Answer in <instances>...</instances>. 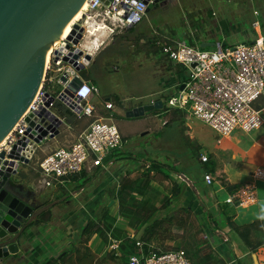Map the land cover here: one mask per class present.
Instances as JSON below:
<instances>
[{
    "label": "built area",
    "instance_id": "obj_1",
    "mask_svg": "<svg viewBox=\"0 0 264 264\" xmlns=\"http://www.w3.org/2000/svg\"><path fill=\"white\" fill-rule=\"evenodd\" d=\"M149 1L154 0H85L81 15L54 42L44 64L40 89H36L30 103L0 144V150L5 152L2 160H7L0 164L4 170L11 171L14 164H17V170L20 163H30L39 142L60 134L63 125H70L72 121L65 110L70 111L73 119L92 117V120L72 141L52 148L39 159V181L46 187L55 186L65 177L81 172L86 165L107 167L113 163L112 151L122 148L126 140L113 121L96 116L90 99L98 90L82 78L77 66L84 63L90 47H98L114 33L141 21ZM74 23L82 28L76 43L73 41L75 33H70ZM156 43L170 61L185 69V76L177 83L178 89L167 95L164 108L185 109L206 123L216 133L218 142L236 128L249 131L264 123L260 109L253 105L264 93L263 37L211 48L188 43L185 39L157 38ZM79 51L81 53L74 57ZM75 77L81 83L72 91L68 86ZM180 84H183L182 88ZM111 105L110 102L105 104L107 108ZM27 115L34 120L33 125L25 120ZM41 128L47 132L36 141L34 137ZM55 129L57 133H54ZM25 138L27 142L22 146L21 140ZM11 150H18L19 158L7 156ZM106 154L108 157L103 160ZM200 159L208 158L201 154ZM251 174L253 180L239 183L227 201L241 206L256 200L254 179L264 178V167L257 166ZM203 179L208 184L212 182L209 173H205ZM111 240L114 243L110 247L115 248L117 241ZM135 243L140 251L130 253L122 264H191L183 248L147 245L145 250L143 240L136 239Z\"/></svg>",
    "mask_w": 264,
    "mask_h": 264
},
{
    "label": "rangeland",
    "instance_id": "obj_2",
    "mask_svg": "<svg viewBox=\"0 0 264 264\" xmlns=\"http://www.w3.org/2000/svg\"><path fill=\"white\" fill-rule=\"evenodd\" d=\"M194 2L197 8H194L192 5L193 0H176L174 2L158 0L156 5L153 4L146 11L141 21L131 28L123 30L122 33H117V35L113 36V39H110L103 46L104 49L95 57L94 63H89L80 70L82 77H84V71L87 70L89 78L96 84L99 96L96 97L95 95V99L104 100L110 97L114 102L112 120L116 123L120 133L126 137L125 147L112 151L114 157L120 152L117 160L127 159V157H131V162L157 159L162 162L167 161L170 164L175 163L176 169H179L183 174H190L193 168L199 167V164L192 153V144H186L185 137H187V131L183 130L181 121L183 119L185 122H188V120L194 121L204 128V131L208 133L207 136L212 141L215 140V132L206 123L195 118L185 109L172 108L165 110L164 106H162L156 110L146 111L143 115L139 116L125 115V108L129 109L138 104L151 103L158 99L165 104L167 95L176 91L179 87L176 82V76L181 72L182 76L184 75L185 69L181 65L174 66L176 64L169 60L174 64L173 68H169L167 61H163V58H165L164 54L155 43L157 38L174 36L191 39L194 44L198 45L203 40L213 43L212 45L202 47H217L223 42H225V45H232L242 38L243 28L247 30L252 29L251 21L253 18H257L263 22L262 28L264 33L263 0H213L214 6L212 8L208 4L211 0H194ZM254 10L258 14H254ZM140 36L143 37L142 41L144 42L142 43L138 41ZM140 44L144 45H141L140 48ZM142 46H145V48H142ZM172 82L176 83L171 84ZM253 105L260 109L264 118V93L253 102ZM97 112L96 116L98 114L103 116L108 114L103 111L99 112V110ZM185 113L188 114L185 116ZM171 116L174 117L171 118L169 123H165ZM88 120L89 118L84 117L77 124H73L66 129L62 126L64 128L63 132L55 134L49 140L39 142L35 157L28 163L30 166L20 163L17 173L13 177L19 179L25 178L27 181H30L32 179V167H36L39 159L52 148L59 146L58 140L62 139L64 142H67V140L72 141L78 135L82 125L88 122ZM262 129H264V125L259 128V130ZM204 146L210 145L204 143L202 147H199V150H203ZM139 165L143 167L142 163H139ZM139 171L141 170L139 169L137 172ZM91 172H86L90 176L88 177L89 181L93 179V169ZM97 183L96 181L88 183L86 192L96 187ZM117 184L118 182L111 185L109 189L107 188L105 195H103L104 197L101 199L95 196L91 199L88 197L89 199H86L81 208L76 205L75 200H71L66 204L58 205L60 207L59 210L58 206L53 209V212L56 214L54 218L57 220L55 225L66 228L69 222L73 230L72 232L63 233L66 238L64 239L65 246L61 247L56 253L58 254L63 249H70L71 252L66 255L65 259L63 257L60 263H121V258L118 257L119 254L113 257V252L106 249L101 255L94 251V244L99 240L98 235H92L87 241H84L85 234L78 236L81 230V223L91 218L97 220L105 207H108L111 213L115 212V203L111 202L108 204L109 201L107 202V200L110 197L111 190ZM42 188L46 191L55 189L54 186L46 187L44 184H42ZM219 197L222 200V197ZM68 207L71 210V217L61 221L60 217L65 211H68ZM169 209L170 207H167L161 212L168 213ZM171 213L174 214V220H172V224L170 225V231H163L164 233L162 232L161 237L159 236L152 240L157 247L174 248V246L180 243L179 240L182 238V233L188 231L189 227L192 232L194 229L196 230V232L194 231L195 233L201 232H198L200 225L194 214L192 218V214H189V220L186 221L187 226L183 230L182 227L177 226L176 222L188 213L187 210L179 208ZM79 214H81V217L76 219ZM156 214L163 216L159 213ZM67 234L69 235L68 238ZM208 235L210 239L208 241L213 246L211 238L212 240L215 238L212 235L210 236V233ZM197 236L202 238L200 233ZM111 238L114 239L113 237ZM219 238L222 241H226L222 235H219ZM115 240L118 242L117 239ZM111 242L112 240L109 239L108 245L112 246L114 242ZM138 251L140 249L135 247L130 253ZM213 256H216L214 249ZM226 258L228 264H233V260H229V254H226Z\"/></svg>",
    "mask_w": 264,
    "mask_h": 264
},
{
    "label": "crops",
    "instance_id": "obj_3",
    "mask_svg": "<svg viewBox=\"0 0 264 264\" xmlns=\"http://www.w3.org/2000/svg\"><path fill=\"white\" fill-rule=\"evenodd\" d=\"M164 1L174 2L176 0H164ZM211 2H208L210 8L214 6L213 0H211ZM192 5L194 6V8H197L194 0ZM254 12H255L254 14H258L256 10H254ZM131 27L132 26H128L122 29L121 31L114 33L112 37L106 39L104 43L99 45L98 47H90V54H89L90 58L88 60V63L85 64L84 67L87 66L89 63L92 62L94 63L95 57L104 49L103 46L107 44L110 39H113V36L117 35V33L118 34L122 33L123 30ZM262 27H263V22L257 18H253L251 21L252 29L247 30L243 28V34L241 35L242 38L238 39L237 42L253 41L258 36L263 37L264 33ZM100 36L104 37V35H100ZM139 38L140 39L138 41H140L141 43L144 42L142 41L143 38L142 36H140ZM170 38L185 39L188 42V39H186L185 37L177 38L174 36H170V37H164L162 39L166 40ZM191 44H194V42ZM212 44L213 43L203 40L200 43V46L202 47ZM141 45L144 44H140L139 45L140 48ZM220 45H225V42H223ZM157 46L160 47L158 44ZM143 47L145 48V46H142V48ZM204 48H211V47H204ZM164 57L165 58H163V61L164 62L167 61V66L169 68H173L174 64L170 62L165 55ZM175 64L176 65L174 66L179 65L177 63ZM83 76L84 77L82 78H84L86 81L96 86L94 81L89 78L87 70L84 71ZM184 76H185V71L183 76H182V72L178 73V75L176 76L177 79L176 82L177 83L180 82ZM176 82H172L171 84ZM98 93L99 91H97V93H94L90 99L95 106V113L96 114L98 113L97 110H99V112L100 111L107 112L108 114L106 116L99 114L98 115L106 118V120L113 121L112 120V109L114 107L113 100H111L110 97H107L104 100H97L95 99V95L96 97L99 96ZM106 102H110L112 104L110 108H107L105 106ZM148 103L149 102L145 104ZM139 105H143V104H138L135 105L134 107H137ZM132 108L133 107L129 109ZM129 109L125 108L126 111ZM156 109L159 108H154L152 110H156ZM165 110H170V109L165 108ZM186 114L187 113H185V116ZM172 117L173 116H171L167 120L165 119L166 121H168L167 123H169ZM69 118L72 121V123L70 125L69 124L63 125L65 129L74 124V119L72 117ZM181 122H182L181 125L183 130H186L188 132V133L186 132L187 137L185 138L188 139V141L191 142L193 145L196 144L198 147L197 156H195V158L198 161L199 167L193 168L190 174H183L179 169H177L176 172L170 173V178L168 181L166 180L161 182L152 181L151 185L158 188L160 192L159 196L157 198H154L155 204L159 202L160 197L169 194V187L172 180H176V182L178 183L182 182V190L178 195L172 198L171 200L172 202L168 206L170 207L168 213H171L175 209H179L184 206L190 207L192 214L191 218L193 217V214L197 215L201 218V222L199 223V225L203 223L202 227L204 230L203 233L201 234V237L204 238L207 236L208 237L207 239H209L208 234L210 233V236L212 235V237L215 238L213 240L211 238V243L213 244V246L212 245L211 246L215 252H218L220 255L225 257L227 264L228 261L226 258V254H229V260L231 261L233 260L232 261L233 264H235V260L240 262V264H264V244L259 245L255 250H251L249 249V247L245 245V243L242 240L237 238L235 234L232 233V231L224 225L226 216L230 217V220H233L235 223L238 224L250 222L253 219H257V218L264 219V178L254 179L255 189H256V200L251 204L240 206L233 202L227 201V198L232 193L229 191L228 188L232 186V184L233 185L236 184L237 187V185L241 182L253 180L251 172L257 166L264 167V129L259 130V128L262 125H264V123L259 127L249 131H244L239 128H236L229 135L220 138L218 142L217 140L218 137L216 133L214 134L215 140L212 141V139L207 136L208 133L204 131V128H202V126H200L199 124H196L194 121L188 120V122H185L183 119ZM64 128H61V132L64 131ZM121 135L122 138L126 140V137L122 133ZM68 141L70 142V140L64 142V140L60 139L58 140V143L59 145H63L69 143ZM204 143L210 146L207 147L204 146L203 150L201 149L199 150V147H202ZM123 147H125V144L124 146H122V149ZM201 154H206L208 159L205 161L201 160L200 159ZM112 158L114 159L113 163L111 165H108L107 167L86 165L81 170V172L67 176L62 180V182L56 183V185L54 186L55 189L52 191L51 190L46 191L42 188V184L39 181V169L37 165L36 167L31 166L32 179L30 181H27L25 178L19 179V178H14L12 176L11 180L16 181L17 184L21 186L22 191H20L18 188H16V191H19L21 195L31 196L34 210H37L38 208H41V210L37 214L33 215L32 219L30 220V222L27 224L24 231L20 235V244L18 251L13 254H9L7 257H5L4 260L1 262V264H44L47 260H49L50 258H52L57 254L56 251L61 249V247L65 246L64 239L66 238L63 233L68 231L70 232L73 231L72 227H70L69 222L66 228H62L59 227L58 225H55L56 224L55 222L57 220L54 218L56 214L55 212H53V209L56 206L66 204L71 200H75L76 205L81 208L83 206L82 204L85 203L88 197L91 199L92 197L95 196V197H100L101 199L102 197H104L103 195H105L107 188L109 189L111 185H113L114 183L116 184V182H118L119 177L121 175L127 174L132 178H137L139 177L140 173L146 167L147 164L144 160L142 162L140 161L138 162L134 161L135 163L131 162V157H127V159L117 160L118 157L116 155L114 157L113 153H112ZM163 162L170 164L167 161H163ZM139 163H142L143 167L140 166ZM174 164L171 165L176 167V164L175 165ZM25 165L30 166L29 164H25ZM92 169L94 172V174L92 175L93 179L89 181L88 177L90 176L87 175L86 172L87 171L91 172ZM139 169L141 171L137 172ZM205 173H209L212 177V182L210 184H208L203 179ZM95 181L98 182L96 187H93L91 191L86 192L88 183L91 182L93 183ZM68 183L70 184L66 187ZM235 188L233 189V191L235 190ZM219 196L222 197V200L220 199ZM149 199L151 200V198ZM114 201L115 200L113 199V202ZM114 205H116V203ZM59 208L60 207L58 206V210ZM43 210H50V214L48 218L46 217L43 218L40 216V212ZM67 210L68 211H65L63 214L61 213L62 215L60 214L61 221H64L68 217H71V210H69V207ZM162 210L163 209L159 210L157 213L162 214L163 216L168 214L161 212ZM225 211L227 212L224 213ZM116 212L117 210H115V212H113L112 214L116 215ZM207 213L211 215L212 220L214 219L217 221V225L215 226V233L211 229L206 228L207 220L205 218V215ZM80 217L81 214H79V216H77L76 219ZM158 217H162V216H158ZM117 218L119 219L117 225L123 229H126V237L131 236L132 235L131 233L134 231V228L126 225V222L121 218L120 215H117ZM223 231H228L227 233L228 237L226 236V238H223L226 241H222L219 238V235H221V233L219 232H223ZM203 234L204 236H202ZM68 237L69 235L67 234V238ZM135 239H139L138 236ZM98 242H99L98 240L95 242L93 249L97 254L101 255L105 252V246L104 247L100 246L99 251H96V246H98L99 244ZM146 244L150 246H156L153 241ZM63 250H67L68 253L71 252L70 249H63ZM230 255L232 259L230 258Z\"/></svg>",
    "mask_w": 264,
    "mask_h": 264
},
{
    "label": "water",
    "instance_id": "obj_4",
    "mask_svg": "<svg viewBox=\"0 0 264 264\" xmlns=\"http://www.w3.org/2000/svg\"><path fill=\"white\" fill-rule=\"evenodd\" d=\"M83 0H0V138L11 128L30 103L36 89H40V80L44 68V52L48 42L55 36V32L73 14ZM158 0L149 2L147 9ZM76 29L78 31L76 32ZM81 27L74 23L70 33H75L73 41L76 43L81 36ZM77 54L73 55L77 57ZM67 57H65L66 59ZM89 54L85 55L81 69L88 63ZM65 79L63 76L61 77ZM81 83L75 77L68 88L75 91ZM183 84H180L182 88ZM162 106L161 100L133 107L125 112L127 116L142 115L145 111ZM70 117L73 115L65 110ZM30 125L34 120L25 117ZM34 132V131H32ZM41 128L38 141L46 134ZM58 130L55 129L54 133ZM32 134H30L31 136ZM27 138L21 140L24 146ZM4 150H0V164ZM19 158L18 150H11L7 155ZM108 154L103 157L106 160ZM17 164L10 171L0 166V264L9 254L18 251L20 235L24 231L33 215L41 208L34 210L31 196L21 195V186L11 180L17 172ZM113 202V199L108 204Z\"/></svg>",
    "mask_w": 264,
    "mask_h": 264
},
{
    "label": "trees",
    "instance_id": "obj_5",
    "mask_svg": "<svg viewBox=\"0 0 264 264\" xmlns=\"http://www.w3.org/2000/svg\"><path fill=\"white\" fill-rule=\"evenodd\" d=\"M188 43L193 42L191 39H188ZM83 118L84 117L75 118L74 125ZM87 118H89L88 122L92 120L91 117ZM88 122H86L85 125ZM167 122L168 121H166V123ZM85 125L83 124L82 128ZM186 144L191 145L192 143L186 139ZM191 147L192 153L197 156V145L192 144ZM119 154L120 152L117 153L116 156L119 157ZM144 161L147 163L146 168L142 170L139 177L132 178L127 174H123L119 177L116 187H113L111 190L107 202L110 199L115 200L114 202L116 203L117 210L116 215L112 214L108 207H105L97 220L91 218L90 220L82 222L80 225L81 230L78 236H83L85 234L84 241H87L92 235H98L99 244L96 246V251H99L100 246H105L106 250L113 252V257L119 254L118 257L121 258L120 264L124 263L130 252L137 247L135 243V238L137 236L145 243H149L153 239H156L159 236L161 237L165 231H170V225L172 224V220H174V214L168 213L165 216L158 217L156 213L160 209L168 207L172 202V198L178 195L182 190V182L178 183L176 180H172L169 187V194L160 197L158 204H155L154 198H157L160 192L158 188L151 185V182L168 181L170 173L176 172L177 169L171 164L155 159ZM235 187L236 184H232L228 189L230 192H233ZM149 198H151V200ZM181 209L187 210L188 213L181 217L176 224L184 230L186 228L185 226H187L186 221L189 220L191 208L184 206L181 207ZM224 213H226V211ZM49 214L50 210H43L40 212V216L43 218H48ZM117 215L121 216L126 222V225L134 228L131 236L126 237V229L117 225L119 220ZM195 216L197 217L196 220H198L199 224L201 218L197 215ZM205 218L207 220L206 228L211 229L215 233L217 221L214 219L212 220L209 213L205 215ZM202 225L203 223L198 227V232H203L204 229ZM224 225L251 250H255L259 245L264 244V219L257 218L250 222L238 224L233 220H230V217L226 216ZM195 232L190 231L189 227L188 231L182 233V238L179 240L180 243L174 246V248H183L189 257L191 264H227L225 257L218 252H215L216 256H213V249L208 241L209 239L200 238L197 234L202 233ZM219 233H221L223 238H226V236L228 237V231ZM111 237L119 240L115 248L108 245L109 239H112ZM146 248L147 244L144 245L145 250ZM66 255H68L67 250H62L47 260L44 264H64L60 263V260H62L63 257L65 259ZM235 264H240V262L235 260Z\"/></svg>",
    "mask_w": 264,
    "mask_h": 264
},
{
    "label": "bare ground",
    "instance_id": "obj_6",
    "mask_svg": "<svg viewBox=\"0 0 264 264\" xmlns=\"http://www.w3.org/2000/svg\"><path fill=\"white\" fill-rule=\"evenodd\" d=\"M149 2H147V6H148ZM85 6H86V2H85V0H83L81 2V4L77 7V9L73 12V14L55 32L56 35L53 36L52 39H50V41L48 42L47 47L45 49V52H44V64L47 62L49 53L51 51V48H52L54 42H56L59 37H61L63 34H65L68 31V29L70 28L71 23L74 22V20L77 19L81 15L82 9L85 8ZM147 6H146L145 14H146V11L150 8L149 7L147 9ZM12 127L9 128V130L0 138V144L6 139V137L8 136V134L10 132V130L12 129Z\"/></svg>",
    "mask_w": 264,
    "mask_h": 264
},
{
    "label": "clouds",
    "instance_id": "obj_7",
    "mask_svg": "<svg viewBox=\"0 0 264 264\" xmlns=\"http://www.w3.org/2000/svg\"><path fill=\"white\" fill-rule=\"evenodd\" d=\"M18 170V169H17Z\"/></svg>",
    "mask_w": 264,
    "mask_h": 264
}]
</instances>
